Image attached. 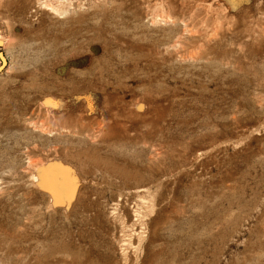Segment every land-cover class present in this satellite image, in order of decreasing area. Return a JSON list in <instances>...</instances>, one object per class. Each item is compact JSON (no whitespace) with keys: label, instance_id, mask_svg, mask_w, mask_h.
Here are the masks:
<instances>
[{"label":"rangeland","instance_id":"obj_1","mask_svg":"<svg viewBox=\"0 0 264 264\" xmlns=\"http://www.w3.org/2000/svg\"><path fill=\"white\" fill-rule=\"evenodd\" d=\"M0 40V264H264V0H0Z\"/></svg>","mask_w":264,"mask_h":264},{"label":"bare ground","instance_id":"obj_2","mask_svg":"<svg viewBox=\"0 0 264 264\" xmlns=\"http://www.w3.org/2000/svg\"><path fill=\"white\" fill-rule=\"evenodd\" d=\"M46 104H49L48 101L46 102ZM32 176H33V181L36 183V185L51 191L52 202H58L64 200L65 197L64 192L62 191L61 185L60 183H58L55 176H50L49 174H47V172L43 167H37Z\"/></svg>","mask_w":264,"mask_h":264},{"label":"water","instance_id":"obj_3","mask_svg":"<svg viewBox=\"0 0 264 264\" xmlns=\"http://www.w3.org/2000/svg\"><path fill=\"white\" fill-rule=\"evenodd\" d=\"M2 46H3V42L2 40H0V71H2L4 67L7 65V59L4 53L1 51Z\"/></svg>","mask_w":264,"mask_h":264}]
</instances>
